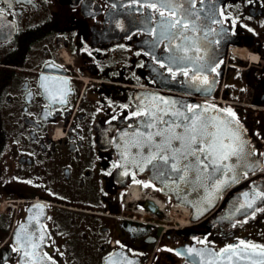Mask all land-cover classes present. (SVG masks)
Wrapping results in <instances>:
<instances>
[{
	"label": "flooded vegetation",
	"instance_id": "af4514ba",
	"mask_svg": "<svg viewBox=\"0 0 264 264\" xmlns=\"http://www.w3.org/2000/svg\"><path fill=\"white\" fill-rule=\"evenodd\" d=\"M145 3L0 0V264H133L135 258V264H157L161 245L168 253L189 241L218 250L243 246L240 241L264 245V211H254L264 208V197L256 195L264 192L263 175L233 193L247 192L248 202L255 197L246 215L232 210L225 222L221 210L192 235H180L176 229L190 224L189 214L170 219L168 201L156 212L148 210L156 208L153 199H132V184L152 194L162 179L124 162L142 139L136 131L145 115H134L147 113L136 100L140 86L222 91L264 105V0L198 2L196 30L184 33L189 39L159 43L162 18ZM224 37L227 51L257 50L261 63L229 52L221 59ZM191 44L199 51L187 55L206 65L196 79L191 65L185 76L165 59L185 55L177 46ZM229 107L239 116L249 106ZM242 113L252 134H264V111ZM115 213L125 217L110 216ZM159 226L168 231L157 241Z\"/></svg>",
	"mask_w": 264,
	"mask_h": 264
},
{
	"label": "snow or ice",
	"instance_id": "6c2138e0",
	"mask_svg": "<svg viewBox=\"0 0 264 264\" xmlns=\"http://www.w3.org/2000/svg\"><path fill=\"white\" fill-rule=\"evenodd\" d=\"M137 3L140 0H136ZM200 5L205 3V0H146L144 6L154 9L159 13L162 18L158 22L156 29L158 30V38L156 43L162 40H171L177 37L183 36L185 40L189 37L185 36L184 33L189 30H196L195 22L200 19L199 13L201 9L197 7V3ZM168 16H165V13ZM3 10H0V16H2ZM153 17L149 15L146 17L147 23L152 22ZM220 23V21H215ZM148 31H154V29H147ZM178 51H183L185 55H172L166 57L169 64H174L178 69L183 70V75L187 76L189 73L186 70L189 65L192 67L193 76L192 79L197 78V74L204 71L206 65L198 64L196 61L199 59L197 56H188V51H199L195 47V44H191L186 48H181L177 46ZM163 66V65H162ZM171 70V68L169 69ZM210 70H214L210 69ZM175 75V73H173ZM206 82V81H205ZM179 103L178 101H173V104ZM188 111L193 112V117L185 115L184 112L179 110L171 113L179 119L165 120L163 116L157 117L155 112L147 113H134V115H147L152 117L149 121L144 124L145 128H157L158 124L164 125V127L158 128L155 133L147 134V142L149 144H154L157 152L155 155L146 157L150 163L152 160L159 158L164 161V164L171 168L172 172L176 173H187L190 169L199 172L201 166L203 170H207L210 165H213L212 173L209 174V179L211 176L220 172L224 175L223 169H227L229 172L232 170L228 165L222 164L229 158L230 155H237L241 150L237 146H233L231 143L232 137L230 136H220L217 132L210 130V128H216L215 125H209L204 121L197 123L194 117L197 115L195 109L200 107L199 105H192L191 107L184 106ZM231 113V109H226ZM167 115V113H166ZM180 129V131H176ZM139 135L143 136L145 133L140 132ZM154 137H160L159 140H154ZM175 142V143H174ZM252 152L249 151L248 155ZM192 157V160H189ZM181 161H188L187 163L180 165ZM158 174L160 176L167 175V170L165 168L158 169ZM199 178V177H197ZM177 179L183 180L184 175H178ZM235 179V177H233ZM226 182L217 177L210 187L214 188L217 193L221 192L222 186ZM247 198V193L244 194ZM261 197H264V192L257 193ZM255 202V197H253L252 202L246 203V205H240V208H253V203ZM238 210V209H237ZM254 211H264V208H258ZM240 244L244 247L237 251L236 245H229L225 249H222L220 253L214 254L220 258H223L227 254L229 260L233 256L237 260L247 259L250 264H264V245H255L246 243L245 241H240ZM251 248L252 251H247ZM258 249V250H257ZM178 255L180 253H177ZM29 253L25 252V256ZM200 255V253H197ZM211 264V262H209Z\"/></svg>",
	"mask_w": 264,
	"mask_h": 264
},
{
	"label": "water",
	"instance_id": "95a60500",
	"mask_svg": "<svg viewBox=\"0 0 264 264\" xmlns=\"http://www.w3.org/2000/svg\"><path fill=\"white\" fill-rule=\"evenodd\" d=\"M173 101H178L179 103L173 104ZM138 102L148 110L155 112L156 116L159 114L162 115L165 112L170 114L168 119H176L177 122H179V119L172 116L171 113L179 110L184 112L185 115L193 117V112L187 111V108L184 106L199 105L200 107L195 109L197 115L194 117L197 123L204 121L209 125H215L216 128H210V130L217 132L220 136L232 137L231 143L233 146H237L241 149L237 155H230L227 160L221 162L232 169L230 172L226 168L223 169L224 175H221L220 172H216L211 176V179H209V174L212 173L214 166L210 165L207 170H203L201 166L199 172L191 169L186 174L172 172L174 177L184 175V179L180 180L175 178L172 181L164 182L162 192L170 195L176 203L185 204L191 207V219L193 221L199 220L211 212L217 206L221 195L233 185L241 182L246 173L250 174L255 172L263 166V155L259 150H256L253 147L248 132L233 115L209 104H198L192 97L186 98L178 94L153 91L149 89L140 90ZM161 127H164V125L158 124L157 128H151L150 133H155L158 128ZM176 131H180V129H177ZM144 136L145 137L142 140H146V142L141 143L142 146L140 148L136 145V163H148L146 157L155 155L157 152L154 144H149L147 142V135ZM159 139L160 137H154V140ZM249 151L252 152L251 155H248ZM192 159V157H189V160ZM187 162L188 161H181L180 165L182 166ZM167 169L171 170L168 166ZM217 177L226 182L219 193H217L214 188L210 187ZM233 177H235V179H233ZM246 182L247 181H243L236 187L230 189L228 194L230 195L235 188L239 186L241 187ZM225 203L228 204V207L232 205V199L230 196L224 200L222 205ZM237 204L239 206L242 205V199H238ZM181 231H183V229L179 230V232ZM242 248L243 247L237 248V251ZM177 251L185 257L186 262L189 264H209V262H211V264H250V261L247 259L237 260L235 256L229 260L227 254H225L223 258H220L214 255L218 254V252L209 245L196 246L195 244L191 245L187 243L186 245L178 247ZM247 251L250 252L252 250L247 249ZM197 253H200V255H197ZM182 264L185 263L183 262Z\"/></svg>",
	"mask_w": 264,
	"mask_h": 264
},
{
	"label": "rangeland",
	"instance_id": "374dc122",
	"mask_svg": "<svg viewBox=\"0 0 264 264\" xmlns=\"http://www.w3.org/2000/svg\"><path fill=\"white\" fill-rule=\"evenodd\" d=\"M240 51L244 52V54L246 55L248 50L246 51V49H242ZM244 54L241 53V55H243L244 58H247ZM262 130L264 131V129H262ZM173 209L170 210L171 215H173L174 217L177 216V218L180 220L182 217H185L184 211H179V209L178 210H176V209L173 210ZM174 211H176L177 214H175ZM169 243L173 247L177 242L174 239H170ZM181 261H182V259L180 257L176 256L173 248H171L170 253H168L166 251V249H164L162 246L158 247V252L156 253L157 264H180Z\"/></svg>",
	"mask_w": 264,
	"mask_h": 264
},
{
	"label": "bare ground",
	"instance_id": "6f19581e",
	"mask_svg": "<svg viewBox=\"0 0 264 264\" xmlns=\"http://www.w3.org/2000/svg\"><path fill=\"white\" fill-rule=\"evenodd\" d=\"M249 51V50H248ZM251 52H252V50H251ZM253 60H257L258 59V55L257 54H253ZM253 62H255V61H253ZM189 209H188V214H189ZM187 220H188V218H187Z\"/></svg>",
	"mask_w": 264,
	"mask_h": 264
}]
</instances>
